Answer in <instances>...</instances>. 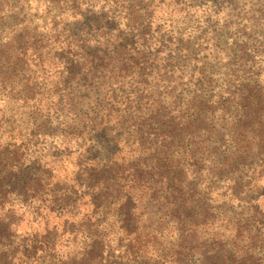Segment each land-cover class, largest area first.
<instances>
[{
  "label": "trees",
  "instance_id": "16d2710c",
  "mask_svg": "<svg viewBox=\"0 0 264 264\" xmlns=\"http://www.w3.org/2000/svg\"><path fill=\"white\" fill-rule=\"evenodd\" d=\"M70 2L0 43V264H264V0Z\"/></svg>",
  "mask_w": 264,
  "mask_h": 264
},
{
  "label": "rangeland",
  "instance_id": "374dc122",
  "mask_svg": "<svg viewBox=\"0 0 264 264\" xmlns=\"http://www.w3.org/2000/svg\"><path fill=\"white\" fill-rule=\"evenodd\" d=\"M50 1L51 3L54 1L53 7H51ZM70 4V0H0V43L4 42L6 37L14 34L32 35L35 27L41 30L43 11H63V8L70 6ZM5 11H22L19 18L25 19V24L15 23L7 16L8 14H2ZM11 24H15L16 28H10ZM29 227V225L23 223L17 227V233L26 236Z\"/></svg>",
  "mask_w": 264,
  "mask_h": 264
}]
</instances>
